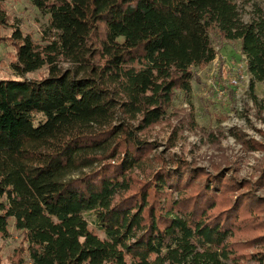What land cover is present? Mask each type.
I'll return each instance as SVG.
<instances>
[{
  "label": "trees",
  "instance_id": "obj_1",
  "mask_svg": "<svg viewBox=\"0 0 264 264\" xmlns=\"http://www.w3.org/2000/svg\"><path fill=\"white\" fill-rule=\"evenodd\" d=\"M4 1L0 43L14 44L20 77L0 79V232L14 218L24 241L10 264L263 262L235 239L259 203L252 190L230 197L224 171L180 158L140 184L132 173L153 148L137 131L178 91L190 97L196 67L216 58L213 30L241 40L252 88L264 80L263 8L245 20L242 0H33L49 15L39 42L1 33Z\"/></svg>",
  "mask_w": 264,
  "mask_h": 264
},
{
  "label": "rangeland",
  "instance_id": "obj_2",
  "mask_svg": "<svg viewBox=\"0 0 264 264\" xmlns=\"http://www.w3.org/2000/svg\"><path fill=\"white\" fill-rule=\"evenodd\" d=\"M2 6L10 14V20L1 28V33L10 35L19 27L39 42L50 37L49 15L33 0H5ZM239 7L247 20L260 7L264 10V0H242ZM211 36L217 55L212 61L196 67L191 96L178 91L164 118L137 131V135L152 143L153 148L146 156V165L135 168L132 173L135 182L140 184L152 177L153 166L173 158L207 172L224 171L225 181L233 183L229 186L230 197L252 190L259 198L252 214H246L242 221L247 226L238 229L235 239L248 243L243 251L264 250V240L259 236L262 230L257 225L259 221L264 222V80L251 87V74L240 39H224L214 30ZM15 53L11 40L0 43V79L20 77L12 64ZM46 71L44 67L26 76L36 77L39 72ZM84 214L90 226L105 236L96 215L91 211ZM249 238L253 240L247 241ZM258 240L263 243L256 242ZM23 243L21 230L16 229L12 218L8 232H0L1 264H10L11 256ZM243 263L264 264V260L249 258Z\"/></svg>",
  "mask_w": 264,
  "mask_h": 264
}]
</instances>
